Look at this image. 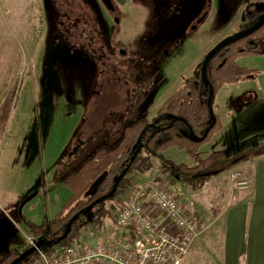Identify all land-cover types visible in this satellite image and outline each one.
Masks as SVG:
<instances>
[{
  "label": "rangeland",
  "instance_id": "rangeland-1",
  "mask_svg": "<svg viewBox=\"0 0 264 264\" xmlns=\"http://www.w3.org/2000/svg\"><path fill=\"white\" fill-rule=\"evenodd\" d=\"M111 1L113 14L100 0H0V32L16 38L21 51L14 99L0 123V252L23 249L24 235L34 246L40 241L26 223L50 222L71 196L62 179L95 145L67 165L80 137L86 141L101 127L113 138L125 121L154 120L162 104L199 72L206 54L243 31L247 11L256 4L264 7V0ZM238 63L257 72L238 84L255 93L264 90V54ZM246 110L239 117L240 130L258 131L255 125L264 121V104ZM213 112L218 115L215 106ZM209 154L198 152L201 157ZM160 155L151 158V170L130 176V181H154L176 190L186 208L208 227L217 205L210 203L212 181H207L228 184L229 174L242 169L235 165L234 170L213 172L199 187L201 181L187 184L175 173L181 165L193 166V157L175 147ZM226 158L237 162L245 157ZM125 194L105 203L108 215L94 220L95 213L85 211L67 244L93 243L101 238L102 228L107 235ZM219 231L216 224L204 234ZM39 249L46 252L43 245ZM34 254L30 264L38 263Z\"/></svg>",
  "mask_w": 264,
  "mask_h": 264
},
{
  "label": "trees",
  "instance_id": "trees-1",
  "mask_svg": "<svg viewBox=\"0 0 264 264\" xmlns=\"http://www.w3.org/2000/svg\"><path fill=\"white\" fill-rule=\"evenodd\" d=\"M247 12L243 29L257 21L254 14ZM260 54H264V26L253 35L222 48L206 66L208 84H204L200 68L199 72L186 79L184 85L162 104L154 120L138 118L125 121L121 132L106 142L101 138L104 133L101 129L95 139L84 145L80 153L95 144L93 149L89 147L91 152L64 175L62 182L71 196L59 212L48 223H26L32 236L40 239L43 250L51 254L55 249L67 245V242L71 241L77 220L92 204L90 210L95 213L94 220L108 215L109 212L104 208L105 203L123 196L130 185V176L151 170V158H159L161 153L170 148H178L194 158L193 166L181 165L175 170L187 184L201 181L199 187H203L205 179L212 176L213 172L218 174L229 170L234 161H229L221 151L213 152L207 157L198 155L200 148L221 130L220 120L215 114V124L211 127L208 98L210 97L213 106L222 87L254 78L257 72L242 67L238 60ZM15 90L16 84L0 106V123L5 122ZM189 128L198 137L203 136L207 129L210 130L204 141L196 143L188 137ZM138 149L137 156L131 162ZM258 153V150H250L244 153V157L250 159ZM128 166L127 173L119 182L114 195L102 201L101 199L112 190L114 179ZM74 217H77V220L73 222L69 235L58 241L64 236L68 222ZM29 248L31 247L27 246L25 250ZM21 253L10 252L0 256V264L12 263ZM34 256L35 254L31 255L21 264H30Z\"/></svg>",
  "mask_w": 264,
  "mask_h": 264
},
{
  "label": "crops",
  "instance_id": "crops-1",
  "mask_svg": "<svg viewBox=\"0 0 264 264\" xmlns=\"http://www.w3.org/2000/svg\"><path fill=\"white\" fill-rule=\"evenodd\" d=\"M16 40L9 32H0V106L16 81V64L21 52ZM262 91L264 90L259 89L255 93L242 83H235L222 87L215 99L214 106L216 111L218 109L221 130L211 138L209 144L200 148L199 153L221 151L226 156L244 154L250 150H258L259 153L250 159L235 160L230 168L233 169L236 165L242 169L250 183L247 190L234 192L229 183L221 186L220 181H214L213 178L207 181H212L208 184H211V191L207 190L213 197L210 203L217 206L213 213L215 218L205 227L202 237L192 247L191 255L195 261L211 264H264V121L256 123L255 129L258 131H249V128L245 131L240 130L243 120L239 119L242 113H247L246 107L258 109L264 104ZM229 93L232 94L228 98ZM100 130L101 127L88 136L86 141L81 137L78 139L77 147L74 154L69 156L67 165L74 161L88 141L96 138ZM101 138L105 141L111 139L104 133ZM38 192L34 193L37 195ZM216 224H220V231L205 236V231ZM101 230L102 236H106L103 228ZM24 236L25 247L12 249L10 252H23L26 249L29 235ZM10 252H0V256Z\"/></svg>",
  "mask_w": 264,
  "mask_h": 264
},
{
  "label": "built area",
  "instance_id": "built-area-1",
  "mask_svg": "<svg viewBox=\"0 0 264 264\" xmlns=\"http://www.w3.org/2000/svg\"><path fill=\"white\" fill-rule=\"evenodd\" d=\"M241 175L229 174L234 192L250 186ZM112 222L111 231L93 243L74 241L51 254L36 249L37 264H211L191 258L205 228L172 188L154 181H130ZM28 245L35 247L29 238Z\"/></svg>",
  "mask_w": 264,
  "mask_h": 264
},
{
  "label": "water",
  "instance_id": "water-1",
  "mask_svg": "<svg viewBox=\"0 0 264 264\" xmlns=\"http://www.w3.org/2000/svg\"><path fill=\"white\" fill-rule=\"evenodd\" d=\"M101 3L103 4V6L105 7V9L109 12H113L114 11V7H113V4H112V1L111 0H100ZM258 10H262L263 9V5H257L256 6ZM116 22H118V20H115ZM202 21V18L198 21V23H200ZM264 26V13L262 15L259 16L258 20L253 24L251 25L250 27H248L247 29L239 32V33H236L235 35L233 36H230V37H227L225 38L224 40H222L221 42H219L214 48H212L207 54L206 56L204 57L203 59V63H202V66H201V78L204 82L205 85L208 84V80H207V77H206V66L209 62V60L214 57L222 48L230 45V44H233L239 40H242L244 38H247L251 35H253L255 32H257L260 28H262ZM210 93H212V89H210ZM208 106H209V116H210V120H211V127L215 124V115L213 113V110H212V106H211V101H210V97L208 98V102H207ZM210 128L207 129L203 136L201 137H198V136H195L192 132V130L189 128V135L188 137L190 138V140H192L193 142H196V143H200L202 141H204V139L206 138V136L208 135V132H209ZM139 152V149L136 151V153L134 154L133 158L131 159V162L134 160V158L137 156ZM130 162V163H131ZM130 166V165H129ZM129 166L116 178L114 179V184H113V188L112 190L107 194L105 195L101 200L104 201V200H107L108 198H110L111 196L114 195L117 187H118V184L119 182L121 181V179L125 176V174L127 173V170L129 168ZM217 172H214V175H216ZM36 195V193L32 194L31 196H29L28 198H26V200H24L21 204V207H20V210L21 208L23 207V205L28 202L30 199H32L34 196ZM93 206V204L91 206H89L87 208V211L90 210V208ZM77 219V217H74L73 219H71L67 226H66V231H65V234L62 238H60L58 241H61L62 239L66 238L70 231H71V227H72V224L73 222ZM42 243L39 241L35 247H31L25 251H23L12 263L10 264H21L23 261H25L28 257H30L31 255H33L36 251V249H39L42 247Z\"/></svg>",
  "mask_w": 264,
  "mask_h": 264
},
{
  "label": "flooded vegetation",
  "instance_id": "flooded-vegetation-1",
  "mask_svg": "<svg viewBox=\"0 0 264 264\" xmlns=\"http://www.w3.org/2000/svg\"><path fill=\"white\" fill-rule=\"evenodd\" d=\"M257 5L258 4H256L255 6L254 5L252 6L253 9L250 10L249 14H254L256 16L257 20H258L259 16L264 13V7H263L262 10H258L257 7H256ZM114 12H115V10L113 12H110V13L113 14ZM115 20H117V18H115L114 21ZM243 30H245V29H243Z\"/></svg>",
  "mask_w": 264,
  "mask_h": 264
}]
</instances>
